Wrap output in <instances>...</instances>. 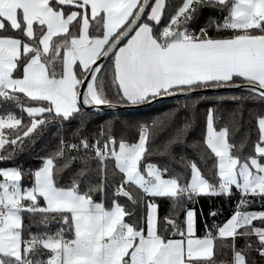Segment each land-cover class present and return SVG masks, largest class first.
<instances>
[{"label": "snow or ice", "instance_id": "6c2138e0", "mask_svg": "<svg viewBox=\"0 0 264 264\" xmlns=\"http://www.w3.org/2000/svg\"><path fill=\"white\" fill-rule=\"evenodd\" d=\"M205 11L221 15L204 17ZM105 60L112 62L110 75ZM221 87L241 88L264 101V0H0V162L13 160L49 118L80 120L73 132L77 142L61 139L40 167L0 168V264L264 261V115L248 151L246 141L237 144L229 125L218 126L215 110H208L200 145L214 158L210 176L185 155L180 160L187 171L169 166L175 148L187 147L191 120L172 131L163 123L141 125L135 141L118 135L115 124L91 139L84 131L85 108L115 106L110 88L118 103L140 105ZM238 114L229 115L235 121ZM152 155L165 159L152 162ZM92 162L99 179L85 191ZM66 169L75 175L62 185ZM110 171L120 180L113 181L109 205ZM133 189L151 198L144 200L143 223L133 222L136 212L119 200L138 207ZM200 197H236L231 215L221 223L205 221L202 236L203 209L194 206ZM155 198L171 201L183 220L161 219ZM185 200L193 206L182 207ZM172 229L173 236L165 234ZM218 254L229 258L218 261Z\"/></svg>", "mask_w": 264, "mask_h": 264}, {"label": "trees", "instance_id": "16d2710c", "mask_svg": "<svg viewBox=\"0 0 264 264\" xmlns=\"http://www.w3.org/2000/svg\"><path fill=\"white\" fill-rule=\"evenodd\" d=\"M209 15L219 17L221 14L219 12L205 11L203 16L207 17ZM167 23V18L163 21ZM203 23V19L201 20ZM217 35V33H213ZM220 35H227V33H220ZM111 60H107L105 63V71L111 73ZM237 80L236 83H240ZM109 97L113 100L116 105H124L118 103V98L115 95V89L110 88L108 90ZM238 97L239 99L233 102V97ZM187 105L185 108L184 106ZM215 110V115L217 117V125L222 126L227 123L230 129L233 131V139L239 144L241 141H246V149L251 151L252 144L258 138L257 120L259 116L264 115V101H261L258 97L250 96L248 92L244 91H234L226 94H216V95H194L189 97L171 99L161 102L147 110L137 111V112H127V113H96L93 111H85V116L83 119L86 122L87 127L84 129L85 133L88 134L91 139L94 137L100 128L106 124H115L116 131L118 135L123 136L129 141H135L137 138V133L139 126L141 125H152L153 122L157 124L163 123L170 125L169 131L174 130L179 127L183 122L188 119L192 121V127L187 131V147L180 146L175 148L173 153L174 159L169 161V166L175 168L177 171H187L183 162H181L180 157L182 155L187 156L189 160H196L198 165L205 170L206 175L212 174V164L214 163V158L208 159L209 153L203 150L200 142H202L205 133L206 116L209 109ZM9 110L14 111L18 116H22L24 122L27 123L29 118L26 113H22L19 108L11 107ZM237 111L239 114L235 117V121L230 118V113ZM175 113L173 117L172 114ZM80 125L79 118L73 120L71 123H61L59 121H54L49 118L48 122L40 127L31 137L26 138L23 145L16 149V154L13 160L0 162V168L13 167L19 165L25 171L29 169H36L41 166L42 158L54 153L57 150V146L61 139H64L70 143H75L76 138L73 136V132ZM164 137L161 136L159 140ZM157 140V143H159ZM193 144H197V147H192ZM6 151H12V148H8ZM69 155H75V153H69ZM199 157H205V161H201ZM152 162L162 161L165 158L152 155L149 157ZM82 165H77V169ZM91 171L88 172L90 177L89 181H85L84 190H87V185L89 182L95 183L99 179V172L96 168L95 162L89 165ZM75 172L72 170H65L60 174L59 183L62 185H67L71 182L72 177ZM109 188L107 191V204H111L113 199V191L117 186L115 182L120 180V174L113 173L110 171L108 175ZM31 178H25V185L30 184ZM133 194L137 195L141 199L140 205H131L126 199L120 197L119 200L122 204H125L129 209L134 210L136 215L132 218L133 222L136 220L142 221V216L146 213L147 209L144 207V200L151 199L147 197H142V194H138L135 189H133ZM94 198L97 200H102L103 195L94 193ZM155 203L159 204V215L161 219L166 216H170L180 223L183 218V211L173 212V206L171 201L167 199L155 198ZM236 203V197L231 200L226 197L218 198H208L200 197L198 202L194 203V206L199 210L203 209V216H198V233L197 235H204L205 221L207 223L213 224L221 223L225 221L232 213L234 205ZM192 207V204H188L185 200L182 202V207ZM215 209L219 214L213 218L208 215L210 210ZM252 210H260L259 204H253ZM183 225L181 224V227ZM204 227V230H203ZM35 230V229H34ZM52 230L55 231V225L52 226ZM174 229L165 233L166 235L173 236ZM178 238V237H176ZM228 255H219L217 260H226ZM257 260L259 257L257 256ZM260 264H264L261 261Z\"/></svg>", "mask_w": 264, "mask_h": 264}, {"label": "water", "instance_id": "95a60500", "mask_svg": "<svg viewBox=\"0 0 264 264\" xmlns=\"http://www.w3.org/2000/svg\"><path fill=\"white\" fill-rule=\"evenodd\" d=\"M107 62V60L104 61V64ZM234 91H244L241 88L236 87H221L216 89H208V90H197L196 92L192 93L190 96L194 95H216V94H226ZM183 97H189L185 95H171V96H163L158 97L155 100H152L148 103L140 104V105H130V104H124V105H116L114 107H108V106H99L96 108L88 109L85 108L86 111H93L96 113H127V112H137V111H144L147 110L161 102L171 100V99H177V98H183ZM123 198V197H122Z\"/></svg>", "mask_w": 264, "mask_h": 264}, {"label": "rangeland", "instance_id": "374dc122", "mask_svg": "<svg viewBox=\"0 0 264 264\" xmlns=\"http://www.w3.org/2000/svg\"><path fill=\"white\" fill-rule=\"evenodd\" d=\"M7 168V167H6ZM210 225H212V224H210ZM203 230H204V227H203ZM204 232H205V230H204Z\"/></svg>", "mask_w": 264, "mask_h": 264}, {"label": "crops", "instance_id": "0c3cea01", "mask_svg": "<svg viewBox=\"0 0 264 264\" xmlns=\"http://www.w3.org/2000/svg\"><path fill=\"white\" fill-rule=\"evenodd\" d=\"M240 83H242V81H241ZM240 83H238V84H240ZM130 105H131V104H130Z\"/></svg>", "mask_w": 264, "mask_h": 264}]
</instances>
